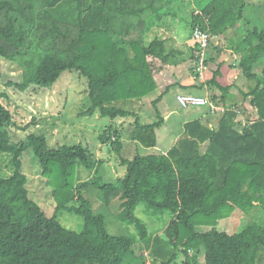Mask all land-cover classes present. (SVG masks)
Returning <instances> with one entry per match:
<instances>
[{
  "label": "trees",
  "instance_id": "16d2710c",
  "mask_svg": "<svg viewBox=\"0 0 264 264\" xmlns=\"http://www.w3.org/2000/svg\"><path fill=\"white\" fill-rule=\"evenodd\" d=\"M203 1L0 0V58L23 70L21 81L7 85L52 91L65 73L87 79L91 105L82 115L112 120L99 142L126 169L109 182L100 175L104 162L82 144L53 147L34 133L14 142L17 124L0 93V264H264V218L253 215L257 221L240 233L218 228L237 209L264 211V31L245 26L246 0ZM196 28L210 37L204 70L212 77L202 87L216 109L190 107L204 109L168 151L136 143L126 150L117 120L135 118L143 134L163 128L159 105L168 89L153 102L157 120L150 124L117 104L152 96L166 66L190 64L198 73ZM228 32L235 36L226 38ZM228 55L229 62L236 57L245 89L222 84ZM233 87L245 105L230 101ZM30 152L40 166L37 190L53 191L37 197L45 209L28 187ZM78 168L95 177L80 182ZM141 205L150 216L168 214L165 229L152 233L137 216ZM65 212L83 220L81 231L62 225Z\"/></svg>",
  "mask_w": 264,
  "mask_h": 264
},
{
  "label": "rangeland",
  "instance_id": "374dc122",
  "mask_svg": "<svg viewBox=\"0 0 264 264\" xmlns=\"http://www.w3.org/2000/svg\"><path fill=\"white\" fill-rule=\"evenodd\" d=\"M206 1H203V4ZM246 2L245 26L248 29L257 27L259 30L264 31V0H246ZM182 11L179 10L177 12L181 13ZM234 36V32H228L226 38H232ZM165 68H169L168 71L164 72ZM165 68L158 75L159 90L152 96L141 102H119L117 106L136 112L140 116L142 124H150L157 120L153 102L161 95V92L168 89L164 100L165 102L159 105V109L165 115H168L169 111L175 113L169 117L167 120L168 123L163 128L153 132L151 131L148 134H143L136 129L135 118L117 120L115 126L126 129L123 137L126 150H128V143H136L135 145L140 144L141 148L144 149L156 147L162 151H168L175 144L178 135L183 131L184 122L196 117L198 118L200 115L199 112H203L202 108L185 109L181 107L178 104L176 96L177 93L181 92V89L174 87L175 84L173 83L189 85L191 81L193 86L187 88L190 90L192 88L198 89L204 85L203 82L206 79L208 80L209 77H212V72L209 74L205 70L199 73L193 72L191 71L192 67L190 64L182 65L179 68L172 66H166ZM22 74L23 70L18 64L0 58V93H4L7 96L6 98H2V102L11 111L14 121L17 124L11 130L14 142H20L28 134L34 133L47 136L50 145L53 147L82 144L90 150L97 160L104 162L100 168V175L106 181L115 182L118 176L126 172L125 168H120L119 159L116 154L111 153L106 146H102L99 142V136L105 128L113 123L112 120L101 118L99 115L94 117L82 115L91 105L90 99L88 98L87 79L81 78L75 73H65L52 91L33 87L26 92H21L7 85L9 82L21 81ZM169 81L172 84H169ZM246 84L245 82H238V85L243 89L246 88ZM203 88L205 91L207 90L206 86ZM210 94H208L209 98ZM238 97L242 99L239 92ZM169 102L171 103L170 105H168ZM208 106L211 107L210 104ZM32 122H35L33 127L27 130L22 129L27 125H31ZM133 138H135L136 142H134L135 140ZM135 145L131 148V156L136 152ZM27 155L25 158V173L29 178L28 187L30 191L33 188V195L36 196L34 200L45 209L44 203L38 201L37 197L43 200L45 193L46 198H50L52 197L53 191L51 187L46 185L44 193L37 190L41 189L38 188V184L41 182V180H38L40 175L39 162L34 158L33 152ZM0 162L5 165L6 159L1 157ZM94 177L95 171L91 172L84 168H78V179L80 178V182L92 180ZM53 201L56 203L54 199ZM53 209V205L47 207L49 212H52ZM47 214L53 216L54 213ZM253 215L262 220L264 218V211L263 209H257L251 215H246L237 209L232 217L222 220L218 228L220 231H225L230 234L240 233L245 227L257 221L254 220ZM137 216L148 224L152 233L165 229V223L170 221L168 214L162 216L148 215L145 212L144 205H141L137 209ZM60 222L66 228L77 232L81 231L83 227V220L80 217L66 212L60 216ZM113 229L116 231L115 228ZM111 233L113 234L112 231Z\"/></svg>",
  "mask_w": 264,
  "mask_h": 264
},
{
  "label": "crops",
  "instance_id": "0c3cea01",
  "mask_svg": "<svg viewBox=\"0 0 264 264\" xmlns=\"http://www.w3.org/2000/svg\"><path fill=\"white\" fill-rule=\"evenodd\" d=\"M217 43V42H216ZM221 43L225 46H228L225 38L222 39ZM226 61H232V57L230 55L227 56V58H225ZM235 61L233 62H229L227 63L224 68H223V77L221 79V82L223 85H231V84H235L236 82H240L241 80V74H240V71L238 70L237 68V61H236V57L234 58ZM182 66V65H181ZM180 67V66H179ZM178 67V68H179ZM169 68H165L164 72L168 71ZM176 69V68H175ZM163 71V70H162ZM189 78V76H187ZM157 80H158V75H157ZM205 83V82H203ZM169 84H172V82L169 81ZM168 84V86H169ZM175 84L174 87H179L181 89V92L177 93L176 96H179L181 94H192V95H198L200 97H203V98H209L208 94H210L209 90L207 89L205 91V89L201 86L199 87L198 89L197 88H192L191 90L190 89H186L187 87L189 86H193L192 82L190 81L189 85H181L179 83H173ZM167 86V87H168ZM159 90V89H158ZM238 88L236 87H233V89L231 90V93L229 94V97H231L232 100L230 101H233V100H238L239 97H238ZM234 95V96H233ZM175 96V97H176ZM241 101V103L243 104V100L242 99H239ZM165 102V101H164ZM171 103L169 102L168 105H170ZM246 104V103H245ZM243 104V105H245ZM204 108H202L203 110ZM170 112V111H169ZM168 112V115H165L166 116V120L169 119L170 116H172L175 112L171 111L170 113ZM200 115L202 114V112H199ZM204 113H205V110H204ZM170 114V115H169ZM197 118V117H196ZM205 118V117H204ZM244 116H240L239 117V120H243V122L245 123L246 121H244ZM213 119V120H212ZM192 120V119H191ZM208 121H212L214 124L218 122V119L215 118H211L210 117V120ZM187 121L184 122V124L186 123ZM246 124V123H245Z\"/></svg>",
  "mask_w": 264,
  "mask_h": 264
},
{
  "label": "built area",
  "instance_id": "2783aa9c",
  "mask_svg": "<svg viewBox=\"0 0 264 264\" xmlns=\"http://www.w3.org/2000/svg\"><path fill=\"white\" fill-rule=\"evenodd\" d=\"M192 40L198 42L201 46V51L199 55L200 64L197 71L199 73L204 70L205 60L207 56L206 51L210 45V37L208 36V33L202 31L200 28H196ZM178 102L185 108L202 107V106H208V104H210L212 110L216 109V106L209 99L203 97L182 95V96H178Z\"/></svg>",
  "mask_w": 264,
  "mask_h": 264
}]
</instances>
